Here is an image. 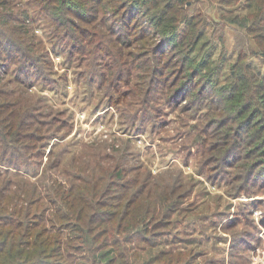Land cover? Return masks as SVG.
<instances>
[{
    "label": "trees",
    "instance_id": "1",
    "mask_svg": "<svg viewBox=\"0 0 264 264\" xmlns=\"http://www.w3.org/2000/svg\"><path fill=\"white\" fill-rule=\"evenodd\" d=\"M16 1L0 0V264H198V254L190 248H174L176 242L165 237L172 231H160L179 210L180 198L174 197L171 178L162 181L152 174L142 178L140 168L127 163L123 153L115 155L96 146L84 145L86 151L66 160L56 155L54 145L47 162L35 151L43 146L45 134L66 125L43 119L41 99L29 93L36 80L49 81L52 53L35 33L31 4L16 11ZM29 2L50 22L55 49L67 45L69 57L79 52L95 55L101 38L109 41L103 47L121 48L117 52L121 56L124 48L147 49L146 55L162 68L149 72L152 65L147 61L149 82L143 104L173 86L174 99L180 94L194 101L205 93L219 95L218 105L225 106L226 115L215 117L218 130L232 128L231 123L238 128V144L224 148L219 162L232 168L242 162L238 168L246 169L247 182L257 176L264 161L255 165L251 158H264V77L242 53L233 63L228 85H213L207 59L197 63L193 57L204 39L205 24L203 17L186 12L188 0ZM228 23L251 35L257 42L253 56L264 59V0H247L242 15ZM182 26L185 32L180 36ZM158 39L159 48H151ZM166 46L182 56L179 70L173 73L177 86L174 81L167 86L172 79L159 85V77L166 76ZM121 64L128 63L115 62L111 70ZM141 95L132 88L124 97ZM212 106L209 112L215 116ZM220 152L222 148H217ZM134 173L135 178L127 179Z\"/></svg>",
    "mask_w": 264,
    "mask_h": 264
},
{
    "label": "rangeland",
    "instance_id": "2",
    "mask_svg": "<svg viewBox=\"0 0 264 264\" xmlns=\"http://www.w3.org/2000/svg\"><path fill=\"white\" fill-rule=\"evenodd\" d=\"M29 1L17 0L16 11H23L26 3L31 4L30 19L35 21V33L50 48L53 62L47 76L49 81L42 84L33 77L36 85L29 93L41 99L39 113L43 119L66 125L45 134L43 146L35 150L42 155L41 159L48 161L54 145L56 155H63L66 160L86 151L84 145L107 149L115 155L123 153L127 163L129 160L131 166L140 168L142 178L152 174L162 181L171 178L174 183V197L180 198L179 210L170 225L166 223L160 228L163 233L172 231L165 237L176 242L174 248H190L198 254L195 260L198 264H264V165L247 182L246 169L238 168L242 162L235 168L219 162L224 148L238 144L237 126L231 123L232 128L218 130L214 120L226 115L225 106L218 105L219 95L205 93L201 100L194 101L190 96L183 99L180 94L174 99L173 86L154 93L155 100L143 104L149 82L147 61L152 65L149 72L153 67L162 68L156 66L152 55H146L147 49H125L117 42L118 47L124 48L121 56L117 55L121 48L119 51L117 47L105 48L103 44L109 41L101 38L96 42L95 55L79 52L76 57H69L67 45L55 49L50 22ZM246 1L188 0L185 7L189 15L204 19L205 36L193 57L197 63L207 59V75L217 88L228 85L234 73L233 63L242 53L264 77V59L253 56L256 40L238 24L228 23L230 18L242 15ZM184 32L182 26L180 36ZM161 42L158 39L151 48H159ZM166 49L163 62L166 76L159 77V85H165L168 79L172 80L167 86L172 81L176 85L173 73L179 70L182 56L167 46ZM115 62L128 64L113 71ZM132 88L140 95L141 89L142 95L124 97ZM212 105L215 116H211ZM212 132L215 134L211 136ZM217 148H222V152L217 154ZM262 159L263 156L251 158L252 164L258 165ZM135 176L136 173L130 174L127 179Z\"/></svg>",
    "mask_w": 264,
    "mask_h": 264
}]
</instances>
